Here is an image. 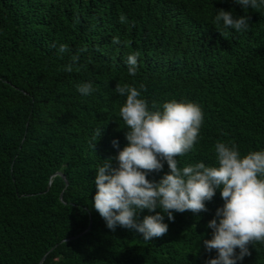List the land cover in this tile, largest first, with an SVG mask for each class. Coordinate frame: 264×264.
Returning <instances> with one entry per match:
<instances>
[{
	"label": "trees",
	"instance_id": "trees-1",
	"mask_svg": "<svg viewBox=\"0 0 264 264\" xmlns=\"http://www.w3.org/2000/svg\"><path fill=\"white\" fill-rule=\"evenodd\" d=\"M220 9L248 16L249 28L215 24ZM61 44L68 51L59 53ZM133 53L135 76L125 63ZM85 82L97 90L80 94L76 85ZM116 84H143L150 109L171 100L201 108L200 135L176 158L180 168L217 166V142L235 144L242 156L264 150V5L0 0V264H206L216 257L203 240L211 239L208 222L224 204L220 189L205 201L207 211L174 212V221L165 215L167 234L151 241L110 230L94 209L98 167L109 158L116 166L128 143L119 116L126 96ZM167 172L164 162L147 178L158 182ZM150 214L144 210L138 220ZM249 251L237 264H264V244Z\"/></svg>",
	"mask_w": 264,
	"mask_h": 264
},
{
	"label": "clouds",
	"instance_id": "clouds-1",
	"mask_svg": "<svg viewBox=\"0 0 264 264\" xmlns=\"http://www.w3.org/2000/svg\"><path fill=\"white\" fill-rule=\"evenodd\" d=\"M234 2L243 9H259L264 5V0ZM119 19L127 23L124 15ZM249 19L246 15L236 18L231 12L220 9L214 23L222 22L225 28L240 32L249 28ZM112 43L120 41L114 38ZM85 50L79 49L80 52ZM58 51L64 53L68 46L61 44ZM138 56L139 53L130 54L125 61L131 76L137 74ZM79 58L74 55L72 61ZM72 70L70 63L65 71ZM76 88L82 95L97 90L91 82L79 83ZM114 90L126 96L119 116L126 125L128 143L114 158L116 166L109 158L96 171L94 209L106 226L112 231L117 226L133 230L141 234L143 240L151 241L167 234L165 215L169 221H174V212L207 211L205 201H211L220 189L224 204L208 222L211 239L203 240L205 250H215L217 255L206 264H237L251 255L249 245L264 244V150L242 156L235 144L217 142V166L200 162L180 168L176 158L190 152L200 135L204 120L201 108L193 102L171 100L161 107L153 102L150 109L147 100L141 98V90L146 91L143 84L140 90L128 84H116ZM102 133L97 129L95 136L101 137ZM112 144L118 147V141L113 140ZM164 162L169 172L158 182L150 181L148 174L161 172ZM144 210L155 214L145 215L139 221L138 214Z\"/></svg>",
	"mask_w": 264,
	"mask_h": 264
}]
</instances>
